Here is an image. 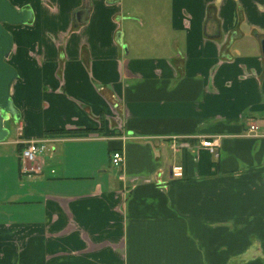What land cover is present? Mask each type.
Returning a JSON list of instances; mask_svg holds the SVG:
<instances>
[{
    "label": "crops",
    "instance_id": "0c3cea01",
    "mask_svg": "<svg viewBox=\"0 0 264 264\" xmlns=\"http://www.w3.org/2000/svg\"><path fill=\"white\" fill-rule=\"evenodd\" d=\"M8 1L0 264H264V0Z\"/></svg>",
    "mask_w": 264,
    "mask_h": 264
},
{
    "label": "water",
    "instance_id": "95a60500",
    "mask_svg": "<svg viewBox=\"0 0 264 264\" xmlns=\"http://www.w3.org/2000/svg\"><path fill=\"white\" fill-rule=\"evenodd\" d=\"M87 12L77 11L75 16L78 23L85 21ZM31 19L28 9H16L8 0H0V142L9 134L5 123L15 117L16 109L10 100V87L17 77V71L7 62L12 49V37L4 25H19ZM264 59V39L261 41Z\"/></svg>",
    "mask_w": 264,
    "mask_h": 264
},
{
    "label": "built area",
    "instance_id": "2783aa9c",
    "mask_svg": "<svg viewBox=\"0 0 264 264\" xmlns=\"http://www.w3.org/2000/svg\"><path fill=\"white\" fill-rule=\"evenodd\" d=\"M257 128L256 125H250V131ZM17 138L14 142L20 146L19 160H20V172L22 174L39 173L42 170V158L45 153L51 150L53 139L39 138V139H21L22 127H16ZM217 139H206L201 142L203 147H207L210 152H214V147L217 146ZM122 154L119 151H115L111 155V163L113 166H118L122 162ZM170 174L174 178H181L183 176V167L181 165H173L170 167Z\"/></svg>",
    "mask_w": 264,
    "mask_h": 264
},
{
    "label": "rangeland",
    "instance_id": "374dc122",
    "mask_svg": "<svg viewBox=\"0 0 264 264\" xmlns=\"http://www.w3.org/2000/svg\"><path fill=\"white\" fill-rule=\"evenodd\" d=\"M4 26L7 28L8 25H4ZM5 125L9 129V134L6 137L5 141L6 142L14 141L17 138V132L15 130V127L13 126L12 121H7ZM17 152H16V148L14 144L12 145L8 143V144L0 146V162L2 161L5 163L8 158L16 157L18 154ZM17 157L19 159V154ZM5 171L7 172V169H5Z\"/></svg>",
    "mask_w": 264,
    "mask_h": 264
}]
</instances>
